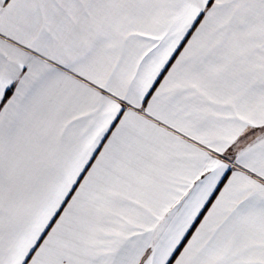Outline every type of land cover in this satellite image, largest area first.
<instances>
[{"label": "snow or ice", "instance_id": "snow-or-ice-1", "mask_svg": "<svg viewBox=\"0 0 264 264\" xmlns=\"http://www.w3.org/2000/svg\"><path fill=\"white\" fill-rule=\"evenodd\" d=\"M0 264H264V0H0Z\"/></svg>", "mask_w": 264, "mask_h": 264}]
</instances>
